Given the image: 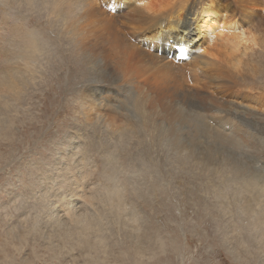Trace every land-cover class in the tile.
Returning a JSON list of instances; mask_svg holds the SVG:
<instances>
[{
    "label": "clouds",
    "instance_id": "obj_1",
    "mask_svg": "<svg viewBox=\"0 0 264 264\" xmlns=\"http://www.w3.org/2000/svg\"><path fill=\"white\" fill-rule=\"evenodd\" d=\"M87 11L0 0V264H264V106L219 94L264 86V29L229 55L221 28L158 64L169 90L94 113L66 99L91 72Z\"/></svg>",
    "mask_w": 264,
    "mask_h": 264
},
{
    "label": "bare ground",
    "instance_id": "obj_2",
    "mask_svg": "<svg viewBox=\"0 0 264 264\" xmlns=\"http://www.w3.org/2000/svg\"><path fill=\"white\" fill-rule=\"evenodd\" d=\"M92 1L84 0L88 5L86 22L89 39L85 46L83 59L89 62L90 68L96 74V82L94 84L97 85H95L94 89L100 91L96 95H94L95 93L92 94V89L83 91V104L86 106L88 103L96 105L95 113H98L100 109L109 110L103 104L105 94L109 93L103 92L108 89V85L111 83L109 79L112 78L114 80V78L118 77L117 80H120L125 74H133L131 71L133 70L132 67H127L126 72L120 71L122 69L115 67V62L123 56L127 57L126 65L130 66L131 62L135 63L132 59H135L142 51L147 53V51L151 52L150 48H156L160 51L161 55H158L156 52L151 53L165 58L169 64L175 66L185 65L187 64L185 61L190 57L189 52H192V56L197 55L198 49L205 47L213 34L217 33L221 28H225L227 33L221 31L217 33V36L232 47L231 51L233 53L242 50V47L245 48L243 50L247 51V47L251 44L255 46L254 37L251 34L250 36L245 33L243 27L240 26V20L236 19L234 11L231 10L232 6L230 5L232 2L230 0H103L106 1V5L103 2L101 3L104 6L103 12H100L98 0L95 1V4H91ZM122 5H124L123 12H120L121 10H112L118 9ZM105 8L112 11L109 12L110 15ZM125 24L129 28L128 32H125L127 37L128 34L135 35V37L137 35L142 36V42L139 45L136 46L133 41L134 44H132L124 36ZM148 28H151L150 35L149 37H144L143 35L147 34L146 29ZM164 31L167 32L166 36L161 35L164 34ZM121 34L126 42L125 44L118 42ZM104 38L107 40V43H102ZM213 39L215 40L216 37L214 36ZM194 40H196L197 45L194 43ZM188 41L190 44H187ZM187 45L189 48H186ZM146 49L148 50L146 51ZM205 51L209 50L205 49ZM227 51L229 49L226 48L225 52ZM167 52L169 54L173 53L172 60L165 57V53ZM111 53L113 55H110ZM209 54L213 56L217 55V53L213 52H209ZM157 56L148 55L151 62L156 65L161 63V61L156 60ZM135 68L139 69L137 65H135ZM141 73L143 74V71ZM156 79L159 78L156 76ZM165 80L164 83L166 82ZM100 83L106 85V89H101ZM160 83L162 84V82ZM166 87L167 85L165 87L157 86L161 92L162 90L163 92L169 90V85L168 88ZM128 90L130 92L131 88L129 87ZM110 110H118L115 103L111 104ZM230 122L227 119L224 121V123Z\"/></svg>",
    "mask_w": 264,
    "mask_h": 264
},
{
    "label": "rangeland",
    "instance_id": "obj_3",
    "mask_svg": "<svg viewBox=\"0 0 264 264\" xmlns=\"http://www.w3.org/2000/svg\"><path fill=\"white\" fill-rule=\"evenodd\" d=\"M95 1H97V0H93L91 2V4H95ZM102 2L105 3V5H106V1L98 0V5L100 6V12H103V9H104V6L101 5ZM230 2H232L230 5V6H232L231 10L234 11L235 17H237L236 19L240 20V23H241L240 26L243 27V29H247V28L252 27V26H256L258 28L264 29V0H233V1L230 0ZM123 8H124V5H122L118 9H112V10H116V11L121 10L120 12H123L124 11V10H122ZM105 10H106V8H105ZM108 10H106L108 12V14H109V12H112L111 10H109V11ZM98 17H99V15H98ZM120 19H121V17H120ZM237 20H235V21L237 22ZM128 29L129 28L125 24L124 31H123V34L125 37H127L125 32L127 33ZM146 30H147L146 31L147 34H145L143 36L149 37L151 28H148ZM134 34H136V33H134ZM166 34H167V32L164 31V34H161V35L166 36ZM127 39L130 40L132 44L135 43L136 46L142 42V36H140V35H137V37H135V35H129L128 34ZM118 42L122 43V44L126 43L125 40L123 39L122 34L120 35V40H118ZM102 43H107V40L104 38L102 40ZM194 43H196V45H197L196 40H194ZM187 44H190L189 41L187 42ZM186 48H189L188 45ZM148 49H146V51ZM243 49H245V48L242 47V50ZM142 50H144V49L142 48ZM149 50L151 52H156L158 55H161L160 51H158L156 48H150ZM248 50L249 49H247V51ZM151 52L147 51V53H145L142 51L140 55L136 56V57L140 56L139 58L135 57V59H132V61H135V63L131 62L130 66L126 65V60H127L126 56H123L121 59H118L115 62V67L118 69H122L120 71H123V72L127 71V69H128L127 67H132L133 70H131V71L133 74H130V75L125 74L123 78H120V80L119 79L117 80L118 77L114 78V80L112 78H110L109 80H111V83L108 85V89H106V87H107L106 85H104L102 83L99 84V85H101L100 86L101 89H106L105 91H103L104 93L109 92V93L105 94V97L103 98V104H105L106 108H108L110 110L111 104L115 103L119 111L118 110L117 111H113V110L109 111V110L100 109L98 113L113 114V113L120 112L122 110L123 102L126 99H129L130 97H132L136 94L137 87L134 86L136 84L143 85L144 87L148 88L150 91L151 90L157 91L158 90L157 86L165 87L167 85L166 88H168V78H169V77H167L168 74L166 72L160 71L158 69V65L151 62L148 55H154V57L157 56ZM231 53L233 54L232 51H231ZM231 53H229V55H231ZM191 54H192V52H189V56H190L189 59L191 57H193ZM95 55H97V54H95ZM110 55H113V54L111 53ZM165 55H166L165 57L167 59L172 60L173 53L169 54L167 52V53H165ZM189 59L185 62L188 63ZM156 60L161 61V62L166 61L165 58H163V57L161 58L159 56H157ZM84 62H85V64L88 63L87 65L90 67V64L88 61L86 62L84 60ZM141 62H142V64L140 65ZM135 65H137V67H139V69H136ZM147 66H148V68H147ZM154 66H155V68H154ZM231 66L233 68H235L236 70H239L240 64H239V62H235V63H232ZM142 71H143V74L141 73ZM158 75H160V76L158 77ZM163 75H165L164 78H163ZM152 76H154L155 78ZM156 76L159 79H156ZM95 78H96V74L91 69L87 84L83 87L80 96L77 98L73 95L72 98H66V99H68V102L72 103L75 99H79L80 103L83 106H85L88 109L93 110L95 113L96 105H94L93 103H91V104L88 103L87 106L85 104H83V100H84V96H83L84 92L83 91H87L88 89H92L93 90L92 94H94V93H95L94 95L99 94L100 90L94 89L95 85H97V84H94L96 82ZM164 80L166 81L165 83H164ZM160 82H162V84ZM106 84H107V82H106ZM164 84H166V85H164ZM129 87L131 88L130 92L128 90ZM127 91H128V94H127ZM162 92H163V90H162ZM219 94L229 97L230 101L234 104V106L236 108L240 109L241 112L247 106H264V86L257 85V90H254V91H237L235 89L229 88V89L222 90ZM91 106H92V108H91ZM235 114L237 116L239 113H232L230 116H225V118H222L223 122L226 119L229 121L236 119Z\"/></svg>",
    "mask_w": 264,
    "mask_h": 264
}]
</instances>
